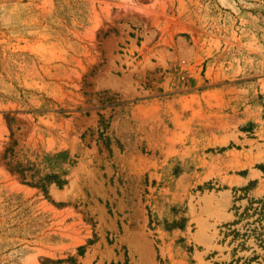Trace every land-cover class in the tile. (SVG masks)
I'll use <instances>...</instances> for the list:
<instances>
[{"label":"rangeland","instance_id":"1","mask_svg":"<svg viewBox=\"0 0 264 264\" xmlns=\"http://www.w3.org/2000/svg\"><path fill=\"white\" fill-rule=\"evenodd\" d=\"M0 264H264V0H0Z\"/></svg>","mask_w":264,"mask_h":264},{"label":"trees","instance_id":"2","mask_svg":"<svg viewBox=\"0 0 264 264\" xmlns=\"http://www.w3.org/2000/svg\"><path fill=\"white\" fill-rule=\"evenodd\" d=\"M48 181L49 180H54L53 182L59 187L61 188L64 184H65V181L64 180H60L58 177H56L55 175H52V176H48L47 177Z\"/></svg>","mask_w":264,"mask_h":264},{"label":"crops","instance_id":"3","mask_svg":"<svg viewBox=\"0 0 264 264\" xmlns=\"http://www.w3.org/2000/svg\"><path fill=\"white\" fill-rule=\"evenodd\" d=\"M249 177H246V178H242V185H246L247 183H248V181H249Z\"/></svg>","mask_w":264,"mask_h":264}]
</instances>
